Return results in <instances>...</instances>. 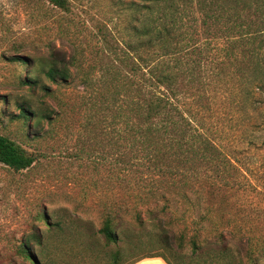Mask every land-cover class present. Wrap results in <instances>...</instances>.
<instances>
[{"label":"rangeland","instance_id":"374dc122","mask_svg":"<svg viewBox=\"0 0 264 264\" xmlns=\"http://www.w3.org/2000/svg\"><path fill=\"white\" fill-rule=\"evenodd\" d=\"M68 1L69 13L62 14L45 0H0V135L35 158L19 172L0 164V264H113L110 253L115 248L121 251L117 264L142 256L168 257L156 243L155 223L146 210L159 213L162 223L183 234L184 262L192 235L201 242L221 232L249 238L253 246L264 244L262 118L255 133L251 126L245 128L241 112L231 120L227 113L220 118L215 143L228 155L230 167L220 164L214 170L197 161L183 169V175L161 179L143 169L111 174L108 166L95 165L112 157L104 135L108 131L95 127L94 121L84 126L83 117L92 112L80 107L87 103V94L75 82L49 84L42 74L45 57L69 42L83 49L88 63L95 50L108 54L101 35L108 46L118 42L131 20L126 4L139 0ZM248 14L257 24L252 9ZM28 79L47 86L51 99L38 89L30 93L21 84ZM22 101L33 107L43 102L41 107L51 112V123H40V136L30 135L29 122L17 117L16 106ZM160 192H167V201L160 199ZM104 208L117 212L122 222L116 246H104L97 233ZM42 215L63 230L46 233ZM32 233L41 236L42 245L29 243V261L21 257L20 246ZM257 264H264V258Z\"/></svg>","mask_w":264,"mask_h":264},{"label":"trees","instance_id":"16d2710c","mask_svg":"<svg viewBox=\"0 0 264 264\" xmlns=\"http://www.w3.org/2000/svg\"><path fill=\"white\" fill-rule=\"evenodd\" d=\"M45 1L62 14L69 13L68 0ZM251 9L257 24L249 19ZM126 10L131 20L118 42L108 46L101 35L108 54L95 50L88 63L83 49L69 42L45 57L42 74L49 84L75 82L87 94V103L80 107L92 112L83 117L84 126L94 121L95 127L108 131L104 135L112 157L106 164L96 160L95 165L108 166L111 174L143 169L161 179L183 175V169L197 161L214 170L220 164L230 167L228 155L215 143L220 118L227 113L231 120L241 112L245 128L257 132L260 118L258 125L264 127V0H139L128 2ZM21 84L30 93L38 89L47 99L52 97L37 79ZM32 105L17 104V117L29 122L30 135L40 136L41 121L51 123L52 114L41 107L43 102ZM34 160L0 135V164L19 172ZM166 193L160 192V199L167 201ZM180 197L187 201L186 194ZM146 214L155 223L156 243L169 256H142L128 264L149 257H159L165 264H257L264 258V244L253 246L249 238L217 232L201 242L190 236V256L184 262L183 234L162 223L159 213ZM40 220L46 233L63 230V225L52 224L43 215ZM136 220L140 226L138 215ZM121 226L119 214L104 208L97 230L104 246L117 245L116 230ZM30 242L41 246L42 238L32 233L20 246L21 257L33 261ZM110 254L111 263L117 264L119 248Z\"/></svg>","mask_w":264,"mask_h":264},{"label":"crops","instance_id":"0c3cea01","mask_svg":"<svg viewBox=\"0 0 264 264\" xmlns=\"http://www.w3.org/2000/svg\"><path fill=\"white\" fill-rule=\"evenodd\" d=\"M133 264H165V262L159 257H149L140 259Z\"/></svg>","mask_w":264,"mask_h":264}]
</instances>
